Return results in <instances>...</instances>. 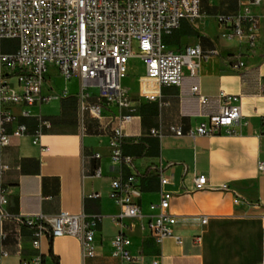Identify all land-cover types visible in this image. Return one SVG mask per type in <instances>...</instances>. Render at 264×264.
Segmentation results:
<instances>
[{
	"label": "crops",
	"instance_id": "0c3cea01",
	"mask_svg": "<svg viewBox=\"0 0 264 264\" xmlns=\"http://www.w3.org/2000/svg\"><path fill=\"white\" fill-rule=\"evenodd\" d=\"M240 8V0H202L200 18L183 21L166 42L175 52L198 45L219 55L201 61L195 75L184 68L181 86L162 87L158 102L139 97L140 76L134 88L125 87L131 107L122 112L111 107L101 121L81 109L78 78L66 81L50 69L48 86L55 98L32 110L33 116L41 115L51 124L40 145L30 136L36 118H19L30 135L0 149L2 162L10 167L1 178L6 210L12 217L61 212L100 216L98 255L86 257L80 241L71 237L45 238L36 250L32 229L7 219L0 220V258L8 254L0 264H30L38 254L44 264H120L112 256V241L121 231L132 240L137 264H264V170H259L264 163V19L255 48L222 38L219 17L233 16ZM240 61L244 66L238 68ZM194 87L208 103L193 95ZM221 92L241 98V119L231 133L191 138L171 132L173 126L188 132L218 115ZM120 113L133 116L122 141L123 153L133 158L132 167L111 160L110 117ZM98 169L101 177L95 176ZM160 174L170 178L164 190L174 195L169 212L176 217L174 232L181 244L167 239L158 245L146 228L154 215L150 206L160 200ZM131 175L142 191L143 218L124 220L121 226L114 221L121 207L109 194L114 180ZM198 175L208 179L203 191L194 188ZM96 193L101 197H89ZM235 199L240 202L235 204ZM205 216L208 222L203 225Z\"/></svg>",
	"mask_w": 264,
	"mask_h": 264
},
{
	"label": "built area",
	"instance_id": "2783aa9c",
	"mask_svg": "<svg viewBox=\"0 0 264 264\" xmlns=\"http://www.w3.org/2000/svg\"><path fill=\"white\" fill-rule=\"evenodd\" d=\"M201 1L0 0V149L10 145L13 139L30 135L28 126L19 118H36V128L30 136L34 145H40L44 130L51 124L41 115L33 116L32 110L55 98L53 89L48 86L51 68L66 81L78 78L81 109L100 121L107 117L109 108L115 107L122 112L132 105L130 90L123 86L131 58L140 59L145 66V74L138 81L141 99L158 102L162 87H180L184 67L195 75L201 61L219 55L218 50L205 51L198 45L175 52L166 42L183 21L195 22L200 18ZM240 2L237 14L219 17L222 38L255 48L264 19V0ZM5 41L12 42L7 50L3 47ZM134 43L138 52L133 50ZM243 66L242 61L238 62V68ZM193 95L202 104L208 103V98L200 94L198 87L193 88ZM90 98H95L96 102H90ZM219 98L222 105L218 115L188 132L175 126L171 127V132L177 137L191 138L231 133L232 127L241 119V98L226 92H221ZM132 121V115L120 113L110 117V123L114 124L110 135L114 165H133V158L122 151L124 130ZM262 131L264 133V124ZM152 135L159 134L152 131ZM9 169L0 157V220L13 219L31 228L36 250H40L45 238L52 241L71 237L80 241L86 257H97L100 216L61 212L53 216L12 217L6 210L7 191L1 185V178ZM259 170H264V163L259 165ZM95 176H102L101 169ZM160 184V200L150 206L154 215L149 218L146 228L158 245L167 239L181 244V237L174 232L176 217L169 212L174 195L164 190L170 184V178L160 174ZM207 185L205 175H198L194 180L196 191L205 190ZM141 195L135 175L114 180L109 197L121 207V213L114 221L124 226V220L142 219ZM89 197L97 199L101 195L96 193ZM239 202V199L234 200L235 204ZM207 222L205 216L202 224ZM196 241L200 243L201 237ZM131 246V238L121 231L112 241V256L119 259L120 264H137ZM7 255L3 252L1 258ZM30 264H44L43 256L38 254ZM153 264H159V261Z\"/></svg>",
	"mask_w": 264,
	"mask_h": 264
},
{
	"label": "rangeland",
	"instance_id": "374dc122",
	"mask_svg": "<svg viewBox=\"0 0 264 264\" xmlns=\"http://www.w3.org/2000/svg\"><path fill=\"white\" fill-rule=\"evenodd\" d=\"M11 45H12V42L5 41L3 44L4 50H7L8 47ZM168 45H170L169 42H168ZM133 50L135 52H138L136 43H134L133 45ZM144 74H145V66L142 63V61L138 58H131L127 64L126 78L124 79V82H123L124 87L134 88L136 80Z\"/></svg>",
	"mask_w": 264,
	"mask_h": 264
}]
</instances>
